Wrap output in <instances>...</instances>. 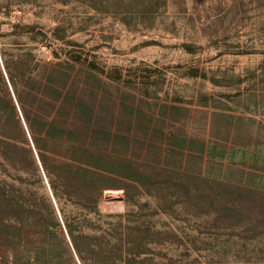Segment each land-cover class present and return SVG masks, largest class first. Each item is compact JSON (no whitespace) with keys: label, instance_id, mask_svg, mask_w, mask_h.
<instances>
[{"label":"rangeland","instance_id":"obj_1","mask_svg":"<svg viewBox=\"0 0 264 264\" xmlns=\"http://www.w3.org/2000/svg\"><path fill=\"white\" fill-rule=\"evenodd\" d=\"M0 61V264H264V0H0Z\"/></svg>","mask_w":264,"mask_h":264},{"label":"trees","instance_id":"obj_2","mask_svg":"<svg viewBox=\"0 0 264 264\" xmlns=\"http://www.w3.org/2000/svg\"><path fill=\"white\" fill-rule=\"evenodd\" d=\"M44 87H42L41 84L38 83V81L34 78L33 79L30 78L25 82V88L28 89V93L30 94V96H33V94L35 95V96H33V98L35 101H38L39 106L43 105L44 100H45L44 99V90H45ZM45 117H46L47 123L49 124L51 130L53 131L54 128L56 127V125L54 123L55 118L52 120L53 122L49 123L48 120L50 117L49 116H45ZM0 129H1V136L3 137V139H6L7 141H12V139L9 138L7 135L8 133H7L5 125L1 121H0ZM0 145H1L0 146L1 147L0 154L5 156V158L11 162V164L14 166V168L18 172H22L23 169L21 167L20 162L17 161L18 158L16 157V154L14 152L16 147L11 145V144H7L5 142H0ZM2 148H4L5 151H3ZM20 182H23L22 179H20ZM22 186H23V184H22ZM30 206L34 207V205H30ZM33 211H34V209H33Z\"/></svg>","mask_w":264,"mask_h":264},{"label":"built area","instance_id":"obj_3","mask_svg":"<svg viewBox=\"0 0 264 264\" xmlns=\"http://www.w3.org/2000/svg\"><path fill=\"white\" fill-rule=\"evenodd\" d=\"M0 62H1V61H0ZM1 66H2V63H1ZM2 68H3V67H2ZM4 74H5V73H4ZM5 77H6V75H5ZM8 85H9V84H8ZM9 90H10V92H11V94H12V97H13V99H14V101H15V104H16V106H17V110H18V112H19V115H20V117H21V120L23 121V118H22V116H21V113H20L19 107H18V105H17V102H16V100H15V97H14V94H13V92H12V89H11L10 85H9ZM23 124H24V121H23ZM24 126H25V124H24ZM25 130L27 131L26 127H25ZM30 141H31V140H30ZM31 145H32V144H31ZM32 148H33V145H32ZM33 151H34L35 156H36L37 161H38V157H37V154H36L34 148H33ZM45 182H46V185H47V187H48V189H49V191H50L49 185H48V183H47L46 180H45ZM50 194H51V193H50ZM51 197H52V195H51ZM52 201H53V203L55 204L53 197H52ZM63 229H64V231H65L64 226H63ZM65 234H66V231H65ZM66 235H67V234H66ZM76 260H77V264H80L79 261H78V259H77V257H76Z\"/></svg>","mask_w":264,"mask_h":264},{"label":"bare ground","instance_id":"obj_4","mask_svg":"<svg viewBox=\"0 0 264 264\" xmlns=\"http://www.w3.org/2000/svg\"><path fill=\"white\" fill-rule=\"evenodd\" d=\"M108 193H110V192H108ZM109 196V195H108Z\"/></svg>","mask_w":264,"mask_h":264}]
</instances>
